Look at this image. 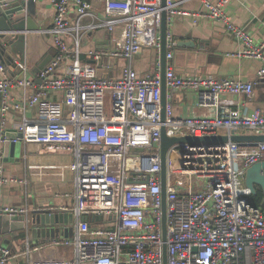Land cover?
I'll return each mask as SVG.
<instances>
[{"label":"built area","instance_id":"built-area-1","mask_svg":"<svg viewBox=\"0 0 264 264\" xmlns=\"http://www.w3.org/2000/svg\"><path fill=\"white\" fill-rule=\"evenodd\" d=\"M99 1L103 10L97 15L87 0H50L53 24L36 33L51 36L55 55L29 79L0 78L1 117L10 108L21 112L14 123L16 137L1 136L0 142L34 143L72 156L71 162L56 169L60 174H73L72 203L60 206L59 211L68 219L64 228L74 226V235L70 239L68 229L67 237L50 243L56 248L71 247L73 258H29L27 264H162L161 126L170 137L217 136L219 130L231 136L241 129L264 134V111L246 113L232 99H222L224 94L250 97L254 83L218 79L210 74L179 76L172 67L176 42L168 32L166 87L190 92L199 107L211 108L209 113L176 118L166 102L161 122L157 62V72L143 76L130 66H125L119 77L100 74L101 70L110 71V58L130 60L143 48H159L163 9L167 23L187 13L179 9L181 1L176 0H165L164 8L160 0ZM230 1L201 0L199 17L222 24L242 45L226 55L260 60L261 78L264 39L256 46L244 27L230 22L225 12ZM70 10L75 15L71 23ZM84 19L88 20L86 24ZM99 29L108 32L109 43L110 35L116 33L112 44L90 50L82 58L84 32ZM18 68L27 71L23 63L18 62ZM3 70L0 66L1 73ZM19 87L28 88L30 93L16 100L10 92ZM106 92L110 95V112L104 109ZM28 111L35 117H27ZM5 124L2 120L1 125ZM23 159L28 176H39L47 168L32 164L26 154ZM263 161L264 141L183 143L167 150V264H264V199L256 206L244 183L247 168ZM11 183L26 187L28 177L6 176L0 165V213L24 216L27 230L29 207L2 203V190ZM96 216L111 231L95 229ZM30 250L26 234L23 255L29 256ZM10 255V250L0 245V264H6Z\"/></svg>","mask_w":264,"mask_h":264},{"label":"crops","instance_id":"crops-1","mask_svg":"<svg viewBox=\"0 0 264 264\" xmlns=\"http://www.w3.org/2000/svg\"><path fill=\"white\" fill-rule=\"evenodd\" d=\"M92 5V11L95 14H101L103 4L99 0H87ZM181 1L179 9L186 12L185 15H176L167 24L168 33L172 36L175 42H186V45L175 47L173 52L172 67L179 76L187 75H206L210 74L214 77L241 79L254 83V94L248 96H233L224 94L222 99H232L236 107L243 112H249L253 109L264 111V76L258 77V71L261 69L262 63L260 60L252 57H236L228 56L227 53H235L242 45L237 42L224 28L222 24L213 22L210 19L199 17L202 11L201 0H176ZM215 2L216 0H210ZM35 20L39 26V31L48 29L53 24V8L50 0H35ZM225 12L231 23L236 26L244 27L250 34L253 44L259 45L264 39V2L260 0H231L225 8ZM194 14H197L195 16ZM75 18L72 10L68 13V21L71 23ZM87 19L83 23L86 24ZM34 39L29 43L31 47L30 53L26 52L23 64L26 65L27 71L23 73L18 68L16 61L4 47L0 40V66L3 67V72H0V78L6 77L9 80H21L33 77L37 72L36 66L46 57L55 55V50L52 45L50 35L33 34ZM116 33L110 35L106 30L99 29L96 31L84 32L82 38L81 56L85 58V53L90 50L98 49L111 45L112 38ZM105 46V47H103ZM264 52V50H263ZM153 49L143 48L141 52L135 54L130 60L115 59L113 66H110V71H100L102 75H110V77H119L125 66H130L139 76L157 72V67L154 62ZM24 74V75H23ZM23 78V77H22ZM167 88V87H166ZM30 93L28 88H14L11 90V96L19 100L23 95ZM166 102L172 106L173 115L176 118L202 116L210 112L211 108H201L196 104L195 96L186 91H172L167 88ZM169 96V97H168ZM0 96V108H1ZM27 117H35L34 112L28 111L25 114ZM21 118V112L14 109H8L4 116L0 113V130L6 133L16 132L14 123ZM5 121V125H1V121ZM223 130H219V135H224ZM254 132L250 129H241L235 135L248 136ZM251 141H241L248 143ZM22 144V155L20 159L16 156L17 143H15L14 159H8L4 156V144L0 142V165L6 176L13 177H28V184L23 187L21 184H8L2 190V203L10 207L27 206L31 210L29 214V225L33 218L34 226L42 225V213L37 212L38 209L52 208L59 211L60 206L72 203L73 174L69 171L58 173L56 166L62 163L72 161V156L63 153L61 150L53 151L47 149L43 145L28 143ZM27 155L31 159L32 164L37 166H46L39 176H28V168L24 163L23 156ZM54 167V168H53ZM27 190L28 193L24 194ZM68 195V196H67ZM4 216H7L3 214ZM62 219H63V214ZM40 217V224H36V217ZM8 217V216H7ZM17 217L26 226L25 218L21 216H10L8 218ZM10 220L9 230L6 233H0V245L10 250L11 255L6 264H27L28 259H48L56 258L66 259V250H59L41 237L34 239L32 245L29 241L30 252L29 256L23 255L25 247V237L20 231H13L12 222ZM51 224L54 223V212L50 215ZM62 224L64 222L62 220ZM29 227V226H28ZM27 227V230H28ZM26 229V228H25ZM26 230V231H27ZM27 234V232H26Z\"/></svg>","mask_w":264,"mask_h":264},{"label":"water","instance_id":"water-1","mask_svg":"<svg viewBox=\"0 0 264 264\" xmlns=\"http://www.w3.org/2000/svg\"><path fill=\"white\" fill-rule=\"evenodd\" d=\"M161 8L165 7V0H160ZM35 0H0V40L1 45L5 51L9 53L16 61L24 62L26 52L30 53L31 47L29 43L34 39V32L39 30V26L35 20ZM166 21V11L163 9L161 12V24L159 27V48L157 58H154V62L158 63V73L160 76V109H161V122H164L165 115L164 109L166 106V52H167V32L168 25ZM25 32V33H24ZM186 42H177L176 46L181 47L186 45ZM51 57H46L36 66V71L42 70L50 61ZM27 64L29 60L27 59ZM26 64V65H27ZM100 65V61L97 62ZM28 66V65H27ZM24 75V74H23ZM24 78V76H22ZM21 77V80L23 79ZM40 83V80H36ZM15 138L16 132L4 133L0 130V137ZM230 141L241 142H262L264 141V134H253L248 136L239 135H217V136H205V137H180V136H167L165 133V127L160 128V179H161V199H162V241H163V254L162 264H167L166 254V229H165V157L167 150L175 144H192L196 142H207L214 144H222ZM4 144V156L8 159H14L15 144L9 141L3 142ZM264 169V161L256 162L247 168L244 176L245 186L250 190L252 195H255V186H259L264 195V175L262 170ZM21 216L24 220V216ZM9 217V216H8ZM8 226L12 218H8ZM33 219V218H32ZM94 216H90V221L93 222ZM53 220H50L52 222ZM63 222L68 223L67 216H63ZM36 224H40V217H36ZM51 224V223H50ZM3 223L0 222V229L2 230ZM68 228L65 227L63 230V237H67ZM28 236V230H27Z\"/></svg>","mask_w":264,"mask_h":264},{"label":"rangeland","instance_id":"rangeland-1","mask_svg":"<svg viewBox=\"0 0 264 264\" xmlns=\"http://www.w3.org/2000/svg\"><path fill=\"white\" fill-rule=\"evenodd\" d=\"M159 33V31H158ZM105 47V46H103ZM98 49H101V46L97 47ZM106 48V47H105ZM104 49V48H103ZM154 56L156 57L158 54V49H153ZM104 64L108 63V60L104 58L103 60ZM109 64L110 66H113L114 64V59L110 58L109 59ZM103 104H104V109L107 112H110L111 110V100H110V95L106 92L103 96ZM22 144L18 142L17 144V150H16V156L18 159H20L22 155ZM258 188L259 186L256 185ZM37 212L42 213V225L39 226H34L33 224V219L31 218V224L28 227V238L30 243L33 245L34 244V239L41 237L44 240L47 241V244L51 242L53 239H61L63 238V228L64 225L62 224V215L56 211L53 210L52 208H43V209H38ZM54 212V223L50 224V215L51 213ZM92 213V212H91ZM105 214V212H104ZM12 222V230L15 232L20 231L22 236L24 237L26 235V229L21 220H19L17 217H14ZM101 220L104 222V215L101 216ZM8 217L4 216L2 213H0V222L3 223V228L2 230L0 229V233H6L9 230L8 226ZM99 220V217L96 216V222L93 224L95 229L101 230V231H111V228L105 225H101ZM69 229V238L72 239L74 235V226L68 225ZM59 249V248H58ZM65 249L66 250V259H71L73 258V250L71 247H61L59 250Z\"/></svg>","mask_w":264,"mask_h":264},{"label":"trees","instance_id":"trees-1","mask_svg":"<svg viewBox=\"0 0 264 264\" xmlns=\"http://www.w3.org/2000/svg\"><path fill=\"white\" fill-rule=\"evenodd\" d=\"M264 199L261 189L255 186V195L252 196L253 203L258 206Z\"/></svg>","mask_w":264,"mask_h":264}]
</instances>
